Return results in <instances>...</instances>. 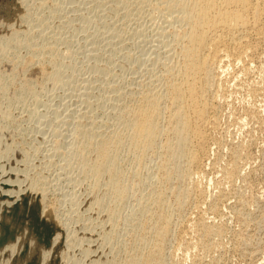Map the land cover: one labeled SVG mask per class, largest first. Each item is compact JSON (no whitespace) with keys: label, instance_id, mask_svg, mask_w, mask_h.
<instances>
[{"label":"bare ground","instance_id":"bare-ground-1","mask_svg":"<svg viewBox=\"0 0 264 264\" xmlns=\"http://www.w3.org/2000/svg\"><path fill=\"white\" fill-rule=\"evenodd\" d=\"M50 1H53V2H51V4L57 2L56 0H49V1L48 0H40L38 2L37 6L39 8L43 7V10L45 11V8L52 7L51 5H49ZM71 1L74 2L76 0H74V1L70 0V2ZM78 1H76V2H78ZM106 1H104V3H102L103 2L102 1L101 4H108V3H105ZM107 2H111L112 6H110V11L113 13V17L116 16L118 11L123 10L124 14H121V12H120L118 18L121 17V19L123 18L125 20L126 19L125 16L129 15L128 14V12H130L129 9L131 10L132 6H133L132 10L134 9V7H135V9L139 10V11L133 10V11H135L137 13L140 12V11H143L141 9L146 7L148 9H150L152 12L157 11V12H159V14L161 13L163 15V17L165 18L164 20H166V22L168 23V27H167L168 30H164L163 33H161L163 38L159 39L160 40L159 41L160 46L157 47V44H156L157 48H155L152 51V53H151L150 49H148V51H150V53H151V56L148 57L146 55V58H142L144 56L140 54L142 59L140 58V56H136V58H134V57L132 58L131 54H134V52L131 53V51H128V52H130V54L128 52H125V53L122 52L123 55H121V53L119 54L120 57H122L121 59H123V60H130V59L137 60L135 62L137 64L136 67L139 66L138 70H140L141 63L145 64V62H148V64L143 67V69H142L140 74H139L140 71H138L137 68H135V66H134V69H132L133 75L135 73V72H133L134 70H136V72L138 71L139 75L137 74L138 76H136V73H135V77L136 78H133L131 80L129 78L132 75L129 78L126 77L128 80H130V82L129 83L127 82L128 84L126 83L124 86H123V84L125 82L121 83L123 80H120L121 82L120 81H116L115 82V79H113V76H112L111 79L114 80V83H117V84L113 85L114 87H112V88L110 87L111 88L110 91H112V94L111 95L109 94L110 97L108 98V95L105 96V97L108 98V100L106 101V99H107L106 98L105 101L110 103V104H108V105H110L109 106L110 108H109V111H106V110H105V112L102 111V110L106 109L105 107H107V106H105L103 104L104 103V101H103L102 104L104 106L102 105V107H104V109H101L102 112H101V114H99V116H101V118L97 114V116L101 120L97 121V119H96L97 117L95 118V116L93 117V115H92V113L94 114V111L96 109V106H95L94 111L92 110L94 105H96V104H94L93 106L90 107L91 110H88V111L85 110L84 113L80 112V113H82L80 115V119L81 120H79V121L77 120L76 121L77 123L71 124L73 120L72 119L68 120V125H69V121H71L70 124L72 125V129L70 128L71 130L68 131V132L71 133L70 134V141L68 140L69 141L68 143H65L67 138H65L66 140L64 142L62 141V139H61L62 142L58 141V140H55L56 138L53 139L54 141L52 140L55 143L53 144L54 146H53L52 151L50 153L51 154H52V152L54 154L58 153V154H55V155H58L57 156L58 158L62 157L60 159H62V161H64L63 162L64 164L62 163L63 165L61 166V168H60L59 162L56 161V162H58L57 163V165H59L58 167L60 169L66 170L65 172H67V170H69L68 172H70L71 169L72 170L76 169L75 171L78 174L79 183L82 182L84 184V187H82V185H81V187L83 188L82 192L85 193L84 194L85 196L82 195L84 197V198L82 197V199L84 200L83 201L84 204L86 203V206L84 205V207H86V208H84L85 210L84 209H81V210L82 211L84 210V211L88 212V216L85 215V218L89 219V217H91V220L94 219L96 221L97 230H95V229L93 230L92 229V231H90L92 227L90 229H87V227L84 228L85 225H84V222L82 220L81 223H83L84 227H83V225H82V227L80 226V228H81L80 231L83 230L84 236L86 235V237H87V235H88V238L90 240L92 238L94 243L95 242L99 243V245L100 244H106L107 247L108 246L110 247V251L106 249V251H108V254H107V252L106 253H102V251H105L103 249L100 252V250H101L100 247L102 246V248H103L104 247L103 245L98 247L99 250L96 247L93 250V249H91L90 246H86L85 244H89L90 245L91 241L89 242L88 238H87V241H85L84 240V239H86L85 237H83L81 239V241H80L79 238H81V237H79V236H81V234L83 232L80 235L77 234V236H76V232L71 230V231H73L74 234L72 233L70 236L75 235L74 237H77V238L74 239V238H71V237L69 238L68 237L69 235L66 234L67 230H65L63 228L62 224L59 223V221L56 219V209H55L56 207L52 206L55 203L52 204L51 203L52 201H50V203L52 205L50 203L49 204L51 206L48 205V203H47V199L49 200V198H47V195L49 194L48 193L49 189H48V187L46 185L47 182L45 183V181H44L45 178H46V177L44 178V176L47 175V173H45L46 170L44 171V173H45V175L43 174L44 176H42L40 174L42 172L38 173L37 172L38 170L36 171L35 169H34L35 170L34 172H37V174H40V175H36V173H35V175H32V174L28 175V173H25V170H24V173L26 175H21L20 176L19 172H21V171H19L18 167H16V169H18L17 173H19V174L14 175L11 172L9 174V176H6L4 179L2 178V180H0L1 188L4 187V190H3V188L1 189V194H3V196L0 195L1 196V198H0V206L4 205V208L7 209V208H10L13 204H16L17 202L18 203L19 202H24V203H26V205H27V203L31 204L33 202L35 204V206L41 208V211H42L41 216L44 217V215H45V217L49 218L52 221V223L56 224V226L59 228V231H60V229H62V231H64L63 234L65 233V235H64V237H62V239L63 240H64V238L67 239V242L65 243L67 249L68 248L70 249L69 246H70V244L73 243L71 241V239L73 241L79 239L81 244H82V240L85 242L84 245L86 247L84 246L82 248V253L85 252V255H86V252L88 250H92V254H90V257H92L93 259L88 260V264H171L170 263L171 260H169V258L167 256V251H168L167 250V246H169L170 242H172L174 240V239L173 240L171 239L172 236H173V232H174L173 231V227L176 226L175 225L176 222L182 218L185 210L190 211V210L187 209L190 205L194 206V208H196V209H199L204 203H206L207 195L204 193L203 190H201L199 188V186H198L199 184L197 185V183H195L194 176H195V174L199 173L202 170V160L206 157L207 148L213 141V139L211 138L210 132L215 128V126L217 124V114H218L219 109H220L219 108L220 106L218 107V102H217L218 101L217 100L218 99L217 98L218 95H216V94H217L219 88L221 87V85L223 84V79L221 77H222V75H224L225 72H227L228 67H230V68L232 67V69H233L238 64L240 65V69L238 68L239 70H242V71L246 70L247 71L250 61H253V60H251V58H253L251 56L253 55L254 51L256 52V48H257V46H259L258 44L260 43L259 40L264 35L263 34V30H264V0H109ZM67 4H68V2H67ZM74 4H75V2H74ZM99 4H100V2H99ZM69 5H70V3H69ZM72 6L71 5L68 6V7L66 6L67 7L66 9H69V7L71 9ZM74 6L75 7L77 6L76 8L78 9V7L80 5L78 4V5H74ZM102 6H104V5H102ZM105 7H103V11H105V9H104ZM60 8H61V6L59 7V6L56 5V6H53L51 8V11H50V8L48 10L50 12H53L52 15H54V13L56 15V12H58L59 10H60V13H61V9ZM81 8H83V7H81ZM108 8H109V6H108ZM106 10H107V8H106ZM49 11H47V13ZM76 11L77 10H75V12ZM81 11H82V9H81ZM81 11L79 10V13ZM84 11H88V8H87V10H84ZM84 11H82V12H84ZM110 11L106 12V13L110 14L111 13ZM101 12H102V10H101ZM64 14H62V15H64ZM76 14H78V12ZM131 14L133 15L135 13H131ZM131 14H130V16H132ZM60 15L61 14H59V16ZM65 15H67V14H65ZM70 15H73L72 11H71ZM85 15H87V14L85 13ZM105 15L107 16L108 14H105ZM110 15L107 16V18L108 17H112V15L111 16ZM120 15H122V16H120ZM123 15H124V17H123ZM153 15H156V14H153ZM22 16H24V15H22ZM26 16H28V15H26ZM29 16H30V14H29ZM33 16H32L31 23H33V21L34 22L36 21L39 24V25L37 24L38 28L40 26H44L46 23L49 22L47 20L49 18L46 17V16L43 17V19H42V17L40 18L38 16L37 17H33ZM74 16H71V18H70L71 21H72V18H73V21H74V19L75 20L79 19L77 17L79 15H76V17L78 19H76ZM60 17H63V16H60ZM66 17H68V15ZM66 17H63V18L67 19ZM80 17L84 21L83 17H85V16L82 17L80 15ZM102 17H104V16L102 15L99 18H102ZM44 18H47V19H44ZM51 18H52V16H51ZM57 18H58V16H57ZM81 18H80V20H82ZM85 18H87V17H85ZM102 19H100V20H102ZM104 19H106V18L104 17ZM110 20H113V19L111 18ZM117 20H119V19H117ZM161 20H162V18H161ZM65 21H64V25H65ZM67 21H68V19H67ZM86 21L90 22V21H92V18L86 19L85 22ZM104 21L105 20H103L102 23H100V24L102 26L109 27L108 25H109V23L111 21H109V23L106 22L107 24L104 23ZM113 21L115 23L116 20H113ZM113 21H112V23H113ZM166 22H165V24H166ZM61 23H63V22H61ZM72 23L74 24V22H72ZM58 24L56 23L57 26H58ZM140 24H141V22H140ZM37 25H35V27H34V25L33 26L31 25L30 27L31 28L34 27L36 29ZM48 25H49V23H48ZM68 25H72V24H68ZM68 25L66 23L65 26H68ZM75 25H77V24H75ZM63 26H60V28L63 27ZM74 26L72 28H74ZM120 26H122V25H120ZM48 27H50V26H48ZM111 27H112V25H111ZM38 28H37V30H38ZM58 28H59V26H58ZM40 29H42V27ZM28 30H29V32L27 30H26V32H23L22 30H20V33L19 32L16 33V31L14 32L12 30L14 33L10 34L11 33V31H10V33H9L10 36L8 37L6 35L8 38H6V37L5 38H1L0 37V52L1 51H6L5 49H7V47L10 45L9 43L14 42V43L18 44L19 46L23 47L25 50L26 49L29 50L30 54H29V52L26 51L27 54H28L27 56L31 55V53H32L33 58H35L34 56H37V57L42 56L43 59H44V57H46V56H43V55H47L48 58H46L44 60H46V61L48 60L50 63H52L55 69H54V71H52V73L45 74L44 77L45 78L47 77V79L48 78L50 79L52 77H56L57 74H59V72H58V70L56 68V65L61 64V62L59 63L60 59H58V61H56V58L59 57V56L55 57L56 50H53L54 48H52V47H51L52 48L51 49L49 47L48 43H47L48 45L46 43H43V42H49V41H45V39H46L45 37L46 36L43 37V39L41 38L42 36H44L42 30H40V31H42V34H41V32L39 30L38 31L40 33L34 30L35 31L34 34L32 33L33 32L32 30H30V29H28ZM46 30H47V28H46ZM46 30L44 31L45 34L49 32V31L46 32ZM51 30L53 31V29H51ZM51 30H50V32H51ZM161 30H163V29H161ZM21 31L23 33H21ZM57 32H59V31H57ZM120 33H119V30H115L112 33V36L114 38L116 37V39L120 38L119 40L117 39L118 41H120L121 38H122L120 36L121 35ZM88 34H89V32L87 34H84V35L86 36ZM157 34L159 35V37H161L160 32H158ZM27 35H29V38H27ZM46 35H48V37L50 38L49 34H46ZM56 35H58V34L54 32V35L52 36V41L50 40V42H51L50 44L57 43V42L59 43L61 38L57 39ZM88 36H91V34H89ZM34 37L40 39V44L39 43L38 44L35 43ZM83 38L85 39V37H83ZM83 38H81V39L83 40ZM86 39H88V37ZM153 39H155V38H153ZM37 40H36V42H37ZM88 40H91V39H88ZM125 40L122 41V42L125 43L126 42ZM157 40L158 39H156L155 42L153 40L152 41L154 43H157L156 42ZM118 41H113L114 45L118 44L119 43ZM61 42H64V44H66V45L68 43L67 41H65V39H64V41H61ZM61 42L59 43L60 45H61ZM115 42H118V43H115ZM140 42H143V40L140 41ZM93 43H95V42H93ZM110 43L111 42H109V44ZM59 44H57V45L59 46ZM120 44H121V41H120ZM62 45H63V43H62ZM92 45H95V44H92ZM124 45H126V44H124ZM110 46H112V44ZM120 46L122 47V45H120ZM133 46H131V47L133 48ZM34 47L35 48L38 47V48L35 49ZM53 47H56V46H53ZM94 47H96V45ZM60 48L58 47V50H57L58 52H61V51H59V50H61ZM116 48H118V47H116ZM123 48H122V50H123ZM125 48L127 49L126 46H125ZM92 49H94V48L92 47ZM114 49H115V47H114ZM120 49L121 48L119 47V50ZM126 49H125V51H126ZM86 50H87V48H86ZM86 50H84V52ZM95 50H97V47H96ZM116 50H114V52H117ZM65 51L66 50H64V52ZM89 51H90V49L88 48L87 52H89ZM91 51L94 52V50H91ZM91 51L89 52V54L91 53ZM109 51H110V49H109ZM6 52H8V51H6ZM20 52L21 51H18V52L16 51V53H14L13 56L11 55L14 58V59H12V63L11 64H13V62H15L14 60L17 61V64L21 63L23 65L22 66L20 64L23 67L21 70L23 72L26 69L25 67H28L30 65L33 66L34 65V63H33L34 61H33L32 57H31L32 59L29 58V59H26L24 61L25 57H24L23 54L25 53V51H24L23 54H21ZM118 52H120V51H118ZM1 53H3V52H1ZM65 53H68V52H65ZM95 53H98V52H94V54ZM94 54L92 56H94ZM100 55H96L97 59H98V56H100ZM113 55H115V54H113ZM134 56H135V54H134ZM84 57H87V53H86V55ZM107 57H108V55H107ZM137 57L140 58V59H137ZM90 58L93 59L94 57H90ZM95 58L93 59V62H94ZM110 58L112 59V56L109 57L108 59H110ZM38 59L39 58H37V61H39ZM91 59H89V60H91ZM108 59H107V62H108ZM113 59H114V57H113ZM123 60L122 61L120 60V61L123 63ZM68 61H70V60H68ZM68 61H66L65 63L67 64ZM99 61L101 62V59ZM102 61H105V60H102ZM115 61L117 62L119 60H115L114 59V62ZM5 62H7V61H5ZM23 62H24V64H23ZM42 62L44 63V61H42ZM86 62H88V61L86 60ZM97 63H98V60H97ZM97 63L95 65L96 67L93 66L94 69L90 68L91 62H90V65H89V63H87V64L89 65V68L91 70L92 69L94 70L93 71L94 73L96 72V74L100 75L99 78L101 76H103L104 78L105 77L107 78L108 73L110 71H112V70L109 71V69L107 68L108 66L107 67H102V66H104V65H102L100 67L99 65H101V64H99V63H98V66H97ZM122 63H118V65L121 67V65L124 64V63L123 64ZM71 64H73V63L71 62ZM94 64H95V62H94ZM39 65H42V63L39 64ZM105 65H109V64L105 63ZM11 66L12 65H9V67H11ZM21 66H19V67H21ZM69 66H72V65H69ZM13 67H15V66L13 65ZM111 67H114V66L110 65V68ZM116 68H118V67H116ZM121 68H124V65ZM236 68H235V70H236ZM12 69H14V68H12ZM43 69L44 68L41 67V70H43ZM69 69L72 70L70 67H69ZM0 70H1V68H0ZM21 70L19 68V72H21ZM2 71H3V68H2ZM10 71H11V68H10V70H8V71L4 70L3 72L4 73L8 72V74H9ZM12 71H11V75L13 74ZM14 71H15V73H17L15 69H14ZM42 72H44V71H42ZM112 72H117V71L113 70ZM235 72H237V71H235ZM4 73H2V74H4ZM118 73L119 72H117V75L115 73L114 74L116 76H118ZM2 74H0V75H2ZM8 74H7V76H8L7 79H9V77L11 76V75L9 76ZM24 74L25 73H22V75H24ZM96 74H94V75L96 76ZM245 74H246V72H245ZM247 74H249V73H247ZM17 75H18V73H17ZM22 75H21V77H22ZM2 76H4V75H2ZM6 77H4V78H6ZM14 77H16V76L12 75L10 77V79H9L10 82H7V83H9L8 84L9 86H10V83L12 81L11 78L13 79ZM57 77H60V76H57ZM4 78H2L1 80H3ZM16 78H18V76ZM24 78H26V77H22V80H21L22 82H23ZM100 79L97 78L96 80H99L100 83L102 82V84L105 85L104 82L106 83V81L103 82L104 79L102 81ZM27 80H30V79H27ZM96 80H95V83H96ZM109 80L107 79L108 82H109ZM224 80H225V78H224ZM17 81H19V80H17V79H16V81L14 80V82H17ZM21 81H20V84L22 83ZM125 81H126V79H125ZM3 82H6V81H3ZM3 82L1 81L0 88L3 86L2 85ZM27 82H29V81H27ZM27 82L24 81L23 83H25V84L22 85V86H25L26 84L28 86L29 83H27ZM84 82L86 83V80ZM88 82H90V81L87 80V83ZM93 82H92V84H95ZM118 82H120L122 85H118V84H120ZM226 82H227V80H226ZM98 83H97V85H98ZM39 84H41V83H39ZM102 84H100L101 85L100 86L101 90L104 89V86L102 88ZM4 85L6 87V84H4ZM81 85H83V84H81ZM109 85L111 86L112 84H109ZM109 85H105V86H109ZM22 86H21V88L24 90L26 88V86L24 88ZM29 86H31V85H29ZM29 86H28L27 90L31 88V87L29 88ZM85 86H87V84H85ZM91 86L93 87V85H91ZM244 86H246V85H244ZM247 86L249 87V85H247ZM75 87L77 88V86H75ZM78 87L80 88V85ZM3 88H4V86H3ZM12 88H13V86H12ZM15 88H16V86H15ZM79 88H77V89H79ZM31 89L33 90V88H31ZM81 89H79V91ZM108 89H109V87H108ZM14 90L15 89H13L12 92ZM83 90L85 91V89H82V92H80L79 94H75V95H77V96L81 95L82 99H84V101H85L86 97L83 98V96H87V95H85L87 92L85 91L86 93H84ZM89 90H91V88L88 89V91ZM95 90L93 89L91 91L94 92ZM107 90L104 89V91H107ZM6 91H8V90H6ZM6 91H5V95H6ZM16 91H14L15 92L14 95L17 94ZM110 91H107V92L109 93ZM224 91H226V90H224ZM1 92H3V91L1 90ZM89 92L87 94H89ZM92 92H91V95H92ZM95 92L97 93L98 91L96 90ZM81 93H84V94L82 95ZM219 93L221 94L220 90H219ZM2 94H4V92ZM9 94H11L10 90H9ZM262 94H263V92H262ZM18 95H19V92H18ZM70 95L71 96L72 95L75 96L74 94H70ZM70 95L68 94V96H70ZM96 95H99V94H96ZM105 95H106V93H105ZM222 95L224 96V94H222ZM90 96L88 95V97H90ZM4 97H6V99L8 100V96H4ZM9 97H10V95H9ZM11 97L14 100L15 97H13V96H11ZM79 97L78 98L76 97L77 100L79 99ZM91 97H93V95ZM91 97L89 98L90 100H91ZM94 97L92 99H94ZM98 97L99 96L95 97L96 100H94V101L98 102L99 99H100V97L99 98ZM97 98H98V101H97ZM6 99H4V101ZM73 99H75V98L73 97ZM101 99H100V101H101ZM221 99H222V97H221ZM260 99H261V97H260ZM6 101H5V103L7 104ZM79 101H81V100H79ZM79 101H75L76 105H77V102H79ZM84 101H81V103L83 102L86 105L87 99H86L85 102ZM73 102H74V100H73ZM3 103L1 105H3ZM9 103L10 102H8V104ZM98 103L100 104V102H98ZM84 104H82V105L85 106ZM89 104H92V103L90 102ZM9 105L11 106V103ZM73 105H72V107H73ZM80 105L81 104H79V106ZM79 106L77 107L78 109H79ZM97 106H98V108H101V107H99L98 104H97ZM65 107H66V103H65ZM72 107L71 106L69 107L71 109L70 111H68L69 113L70 112L72 113V111H73ZM74 107H76V106H74ZM74 107H73V109H74ZM87 107H89V106L86 105L85 109H87ZM221 108H222V106H221ZM5 109L6 108H2L0 110V113L2 112V110H5ZM251 111H252V109H251ZM68 112H66L67 115H69ZM97 112H98V110H97ZM59 113L60 112H58V114ZM77 114H79L78 111H77ZM219 114H218V117H219ZM1 115L2 114H0V116ZM64 115H65V112H63V116ZM71 115H73V114H71ZM11 116H12V114H11ZM11 116H10V118H11ZM63 116H62V118H63ZM1 117H3V116H1ZM69 117H71V116H69ZM78 117H79V115H77V118ZM59 118H60V115H59ZM71 118H73L75 120L77 119V118H74V117H71ZM68 119H70V118H68ZM5 120H8V116H6V119H4V121ZM60 121H62V119H60ZM64 123H67V122H65V120H64ZM248 124H249V122H248ZM64 125H66V124H64ZM61 126H60V129H61ZM64 127H67V125L64 126ZM235 127H236V125H235ZM1 128H3V127H1ZM4 128L2 129L3 131H4ZM2 130L0 129V133H1ZM257 130H258V128H257ZM63 131L65 132V130H63ZM68 132H66L67 135H69ZM61 133H63V132H61ZM56 134H57V132H56ZM59 134H60V131H59V133L57 135H59ZM63 134L65 135V133H63ZM64 135H63V137H64ZM2 136H3V134H2ZM8 136H11V138H12V134H10ZM61 136H58V137L61 138ZM67 137L69 138V136H67ZM4 140L6 142V139H4ZM40 140L41 141L39 143L44 141L42 138ZM11 141H12V143H14L13 140H11ZM52 141H50V142H52ZM3 143L4 142H2V144ZM44 144H45V142H44ZM18 145H19V143H18ZM3 147H1V148H3ZM10 147H11V144H10V146H8V149ZM16 147H17V143H16ZM19 147H22V146H19ZM238 147H240V146H238ZM21 149H23V148H20V150ZM42 149H43V147L40 148V150H42ZM47 149H49V151H50V148H47ZM4 150H5V152H7L6 151L7 150L6 147H5ZM44 150H43V152L45 153L47 150L46 151H44ZM238 150L239 149H237L235 147L231 148V154H230V156H228V157L232 158V165L230 166V168L225 169V174H227V178H228L229 181H232V178L234 176H237V174H238V171H237V168H236V164H237L236 160H237V156H238ZM59 151H60V153H59ZM24 152H22V150H21L20 153H22V155H23ZM263 152H264V150H263ZM263 152H262V154H263ZM4 153H3V155H4ZM10 153H11V151H10ZM36 153H37V151H36ZM47 153H48V151H47ZM49 154H46V155H48V157H50ZM26 155H27V153L25 152L24 156H26ZM37 155L38 154H36V156ZM40 155H42V153ZM220 155H222V154H220ZM42 156L41 157L39 156V157L40 158H44ZM147 156H151L150 158L153 159V165L152 166L150 165L149 168L147 167L148 168V173H147V177H146V173L143 175L142 171L146 167V165H144V164H145V160L148 159ZM39 157H37V158L39 159ZM45 157H47V156H45ZM58 158L56 160H58ZM20 159H21V157H20ZM215 159H216V157H215ZM21 160L23 162L19 161L20 163H23V164L25 163L26 164V161L24 159H21ZM53 160H52V162H54ZM38 161H40V163L42 162L41 159L38 160ZM44 161H45V159H44ZM47 161L44 162V163H48L49 164V162H50L49 158H48ZM151 162H152V160H151ZM203 162H205V161H203ZM32 164H33V162H32ZM51 165H52V163L50 162L49 166H51ZM54 165H55V163H54ZM215 165H216V163H215ZM21 167L24 169L25 166L23 167V165H21ZM36 167L38 168V166H36ZM36 167L34 166V168H36ZM45 167H47V166H45ZM25 168L27 169V167H25ZM255 168H256V166H255ZM32 169H33V167H32ZM40 169H42V168H40ZM27 170H29V169H27ZM13 171L15 172L17 170H13ZM22 172H23V170H22ZM29 172H30V170H29ZM58 172H59V170H58ZM58 172H56V173H58ZM203 172L204 171H202V173ZM60 173H62V172H60ZM205 173L203 175H205ZM68 175H69V173H68ZM10 176H13V177H10ZM63 176H65V175H63ZM43 178H44V180H43ZM64 178H66V177H64ZM67 178H68L67 181H69V176H67ZM217 180H219V179H217ZM49 181H51V179H49ZM220 189H222V188H220ZM77 192H78V190H77ZM219 192H218L219 195L217 197L214 196L215 197L213 199L214 202L212 204L209 203V205H210L209 209L212 210V211H216L217 210V204L220 202L219 199L222 196H224V193H223L222 190L219 191ZM74 193H76V192H74ZM81 194L82 193H80V195ZM50 195H51V192H50ZM80 195H78V196H80ZM134 195H136V196H134ZM253 196H254V194H253ZM76 198L77 197L72 198L71 200H69L70 204H71V208H73L72 206H74V209L76 207H78L77 206L78 203L75 202L77 200ZM74 199H75V201H74ZM131 199L134 200V204L133 205H135L134 206L135 208L131 209L130 213L128 212L129 211L128 210L127 212L129 214H127V216H124V218H125L124 219L121 216V212L124 211L123 208L126 206V203H128V201L131 200ZM80 202H82V200H80ZM215 202H217V204ZM80 204H82V203H79V205ZM237 204H238V207L239 208L241 207V208L238 209L236 207L235 211L241 213V210H243V207H244V204L241 202V199L237 200ZM67 208L69 209L70 207H67ZM206 208H207V206H206ZM16 209H17V207H16ZM74 209H73V212H74ZM236 209H238V210H236ZM6 211H4V212H6ZM65 211H67V210H65ZM75 211H77V210L75 209ZM11 212H10V214H11ZM70 212H71V210H70ZM70 212H66V213H70ZM83 212H81V213L79 212V213L82 214ZM23 213H22V215L25 214V213L24 214ZM243 213H245V212H243ZM38 215L40 216V214H38ZM75 215H76V212H75ZM75 215L73 214V216H75ZM82 215L78 216V218L82 217ZM216 215H217V213H216ZM259 216H260V214H259ZM22 217L24 218V216H22ZM52 217L54 218L53 220L51 219ZM72 218L73 217H71L70 219H72ZM76 219H77V216H76ZM79 219L81 220V218H79ZM198 219H199V217H198ZM247 219H249V217H247ZM69 220H68V223L70 222ZM80 220H78V221H80ZM24 221H26V220H24ZM75 221H74V223H75ZM78 221H76V222H78ZM85 221H87V220H85ZM90 221L87 222V223H90V224L93 223V222H90ZM22 223L24 224V222H22ZM25 224H26V222H25ZM27 224H29V223H27ZM35 224H37V223H35ZM43 225H44V222H43ZM75 225H76V223H75ZM214 225L216 226L217 224L215 223ZM1 226H0V228H1ZM78 226L79 225L77 223V227ZM215 226L208 225L205 221H203V219H200V220L196 221L194 223V226H193L194 230H196V232L198 234V238L200 240L199 244L202 245L201 248H203L205 251H207V253L213 247L212 246V242H211L212 236L215 235V234L217 235V234L223 233L222 231H224V229H225L224 228L222 230L221 227L218 228V227H215ZM22 227H24V229H25V227H27V226H21V228ZM96 227H94V228H96ZM177 227H176V229H177ZM82 228H84V229H82ZM122 228L124 230H126V231H125V235L124 236H123V233H124V231H123V233H122L123 237L120 238L119 232H120V229H122ZM2 229H4V228H2ZM66 229L70 230L69 227L66 228ZM78 231L79 230L77 228V232ZM17 233H19V232H17ZM41 233H42V231H41ZM59 233H58V235L54 234L56 237L54 239L53 238L51 239V241L53 240V242H52L53 245L57 243V240H58L57 238H59ZM175 233H177V232H175ZM21 235H23V234L21 233ZM17 236L18 235H16L13 238H16ZM35 236H36V234H35ZM175 237H176V235H175ZM22 238L23 239L21 241V245H23L25 237L23 236ZM177 240H178L179 244L183 242V239L181 238V235L178 237ZM26 241L28 242V239H26ZM7 242H9V240ZM16 242H18V241H15L14 244H9L8 243V245H5V247L3 245L4 248H2V250L0 251V257L2 255H7V256L11 257L14 254L15 251L16 252L19 251L20 247H22V246H20V244H17ZM80 242L78 244H80ZM94 243H92V244H94ZM243 243H245V242H243ZM31 244L32 243L28 242L27 246H31ZM185 244H186L185 245L186 249H189L191 247L190 242H187ZM261 244H263V243H261ZM17 245L20 246L19 250L17 248ZM41 245L42 244L40 243V245H39L40 248L43 246V245L42 246ZM74 245H76V244H74ZM24 246H23V248H24ZM194 246H195V244H194ZM234 246H237V245L235 244ZM77 247L74 246L73 249H75ZM80 247H82V245ZM37 248L39 249V247H37ZM92 248H94V247H92ZM41 249L42 250L39 249V251L44 252L45 248H44V250H43V248H41ZM49 249H50V247H49ZM62 249H59V251H61ZM25 250H26V247H25ZM222 250H223V248H222ZM48 252L50 253L51 251L49 250ZM73 252H75V251H73ZM73 252L71 253V251H70L69 254L72 255ZM53 253H56V252H53ZM62 253H63V250L60 252V254L58 253L59 257L62 255ZM48 254L45 253V252L42 253V255L40 254L42 256V258H41L42 263L41 264H45V260H47L46 259L47 258L46 255H48ZM88 254L89 253H87V255ZM51 255H53V254H51ZM71 255H69V256H71ZM209 256H211V255L209 254ZM30 257H31V259L33 258L32 255ZM54 257H55V255L53 256V258ZM74 257H76V255ZM81 257H83V256H81ZM4 259H6V258H4ZM20 259H22V258H20ZM34 259H33V261H34ZM41 260H40V262H41ZM203 260H204L203 257H200V256L197 257L196 256L195 259L193 260L192 264H207ZM76 261L69 262L68 264H79V261L78 262H76ZM28 262H31V261L29 260ZM84 262L82 260V262H80V263H84ZM0 263H2V262H0ZM20 263H21V261H20ZM5 264H7V263H5Z\"/></svg>","mask_w":264,"mask_h":264},{"label":"rangeland","instance_id":"rangeland-1","mask_svg":"<svg viewBox=\"0 0 264 264\" xmlns=\"http://www.w3.org/2000/svg\"><path fill=\"white\" fill-rule=\"evenodd\" d=\"M40 0H0V37L1 38H8L10 36V34L14 33L16 31L20 33V30H22L23 32H26V30L29 32L28 29L32 30L33 34L35 31L39 32L40 30L43 31V34L44 36H42L41 38L43 39V37H45V41H49V42H43V43H48L49 44V47L51 48H54L53 50H56V55L55 57L59 56L58 58H56V61L59 60V63L61 62V64L59 65H56V68L59 72V74H57V76H60V77H52V78H48L47 77L45 78L44 75L45 74H50L52 73V71H54V66L52 63H50L48 60V62L44 59L48 58L47 55H43V56H46L43 57L40 56V57H37V56H34L35 58H39L38 60L40 61H37V58H33L32 56V53L31 55L27 56V52H29V50H25L23 47L19 46L18 44L14 43V42H11L9 43L10 47L7 49H5L6 51H1L3 53L0 52V68H1V72L4 73L3 71L5 70H10L11 68V71L13 72V76H18V78L14 77L13 79L11 78V83H10V86L8 85L9 83L7 82H10V77L12 76L11 75V71L9 72H6L4 74H2L0 72V74L4 75H0V84H1V81H6V82H3L4 84H6V87L5 85L2 83L3 86L0 88L4 94H2L3 92H1L0 90V101L3 103V105H1L2 103L0 102V110L2 108H6L5 110H2V112L0 114H2L1 117L0 116V129L2 130L4 127V131L2 130L1 131V135H0V146L3 147L5 149V147L7 148V152H5V150L3 148L0 147V180H2V178L4 179L6 176H9V174L12 172V174L14 175H17L20 173V176L21 175H26L25 173H28V175H42L44 176L45 173H47V175L44 176L43 180L45 181L47 187H48V195H47V198H49V200L47 199V203L48 205H50L51 203H55L54 205L52 206H55L56 208V219L59 221V223L62 224L63 228L66 231V234H68L69 238H74L76 239L77 237H74L75 235L73 236H70L73 231L76 232V236L77 234H81L83 232L80 231L81 228L80 226L82 227L83 222H84V225L83 227L87 229H90L91 227V230L92 229L94 230H97V227H96V221L94 219L91 220V217H89V219L85 218V215L88 216V212L87 211H84L86 207H84V205L86 206V203L84 204V200L82 199L83 196H85L84 192H82V187H84V184L82 182L79 183L78 181V174L77 172L75 171L76 169L74 170H70V172H68L69 170H67V172H65L66 170H63V169H60L61 166L64 164L62 161V157H57L58 155H55V154H58V153H53L52 154L50 153L52 151V148H53V144L55 142H53L54 138H56L55 140H58V141H62L64 142L67 138V140L65 141V143H68L70 141V131L72 129V125L71 124H75L77 123L76 121L78 120H81L80 119V115L82 113H84L85 110H91V106H93L94 104V107L92 108V110L94 111V108L96 106V109L94 111V114L92 113L93 117L95 116V118L98 120H101V116H99V114H101L102 111L105 112L106 111H109V106L108 104H110L109 102H106L108 100V98L110 97V95L112 94V91L111 88L114 87L113 85H116L117 83H114V80H112V76H113V79H115V82L116 81H120V80H123L121 83H124L123 86L128 82H130L131 79L133 78H136L135 77V73H136V76H138L143 67L145 65L148 64V62H145V64H142L141 63V66H140V70H138L139 66H137L136 62L137 60L135 59H130V60H123L121 59L122 57H120V53L121 55H123V53L125 52H128V51H131V53L134 52V54H131L132 58H136V56H140L141 58V55H143L144 57L142 58H146V55L149 57L151 56V53L152 51L157 48L158 46H160V43H159V39L163 38L162 37V34L164 30H168V23L166 22V20H164L165 18L163 17V15L157 11L155 12H152L150 9L148 8H143L141 10L143 11H140V12H135V11H139L137 9H134L135 11L129 9L130 12H128L129 15L125 16L126 19L124 20L123 18L121 19L118 18L120 12L121 14H124V11L123 10H120L118 11V13L116 14V16L113 17V13L110 11V6L111 5V2H107L109 0H76L74 2H70V0H56L57 2L56 3H52L53 1H50V4L52 7L53 6H61V13H60V10L58 12H56V15L53 12H50L51 11V8L52 7H47L45 8V11L43 10V7L42 8H39L37 6L38 2ZM49 1V0H48ZM68 4H67V2ZM103 1V2H102ZM104 1H106L105 3H108V4H101L104 3ZM100 2V4H99ZM65 3V4H64ZM72 6L71 9L69 7V9H66L69 5ZM77 3V4H76ZM56 4V5H55ZM67 4V5H66ZM80 5L78 7V9L81 11H84V10H87L88 8V11H84V12H80L79 13V10L74 6V5ZM101 5V6H100ZM104 5V6H102ZM67 6V7H66ZM106 6V7H105ZM109 6V8H108ZM83 7V8H81ZM103 7H105V11H103ZM50 8V11L48 10ZM65 8V9H64ZM76 8V9H75ZM107 8V10H106ZM39 9V10H38ZM49 11L47 13V11ZM70 10V11H69ZM74 10V11H73ZM75 10H77L75 12ZM104 13H102L101 12ZM30 11V12H29ZM67 13H66V12ZM69 11V12H68ZM71 11H72V14L73 15H70L71 14ZM111 12L110 14L112 15V17H108L110 14L109 13H106V12ZM74 12V13H73ZM78 12V14H76ZM123 12V13H122ZM148 12V13H147ZM24 13V14H23ZM36 13V14H35ZM41 13V14H40ZM46 15H45V14ZM50 13V14H49ZM68 17H66L67 15ZM69 13V14H68ZM83 15H82V14ZM85 13L87 15H85ZM101 13V14H100ZM131 13H135V14H131ZM30 14V16H29ZM44 14V15H43ZM59 14H61L60 16H63V17H66L68 19H65L63 17H60ZM64 14V15H62ZM105 14H108L107 16ZM130 14L132 16H130ZM153 14H156V15H153ZM159 16H158V15ZM24 15V16H22ZM28 15V16H26ZM34 15V16H33ZM42 15V16H41ZM75 15V16H74ZM76 15H79L76 17ZM80 15L84 18V21L83 19L80 17ZM104 16L106 19H104V17L102 18H99L100 16ZM110 15V16H111ZM141 15V16H140ZM32 16L33 17H48L49 19L47 18H44V19H47L48 23H46L44 26H40L38 28V23L35 21H33V23H31L32 21ZM52 16V18H51ZM58 16V18H57ZM71 16H74L76 19L78 20H75L73 21V18H72V21H71ZM99 16V17H98ZM122 16V15H120ZM55 17V18H54ZM119 19V20H117ZM124 17V15H123ZM139 17V18H138ZM159 17V18H158ZM24 18V19H23ZM29 20H28V19ZM80 18L82 20H80ZM89 18H92V21L90 22H85L86 19H89ZM112 18L113 20H116L115 23L113 20H110ZM115 18V19H114ZM135 18V19H134ZM162 18V20H161ZM19 19V20H18ZM36 19V18H35ZM102 19V20H100ZM108 19V20H107ZM121 19V20H120ZM138 19V20H137ZM22 22H21V21ZM65 21V25L67 23L68 24H72L74 26V28H72L73 26L72 25H68V26H65L64 25V21ZM104 21V23L111 21L109 23V27L107 26H102L100 23H102V21ZM124 20V21H123ZM25 21V22H24ZM30 21V22H29ZM60 21V22H59ZM71 23H70V22ZM100 21V22H99ZM113 21V23H112ZM131 21V22H130ZM58 24V26L56 25V23ZM63 22V23H61ZM69 22V23H68ZM74 22V24L72 23ZM134 24H133V23ZM141 22V24H140ZM166 22V24H165ZM112 23V24H111ZM137 23V24H136ZM159 23V24H158ZM38 24V25H37ZM107 24V23H106ZM124 24V25H123ZM7 25V26H6ZM25 25V26H24ZM33 26L35 27L36 26V29L34 27H30V26ZM50 27H48V26ZM64 25V26H63ZM112 25V27H111ZM116 25V26H115ZM122 25V26H120ZM46 26V27H45ZM60 26H63L60 28ZM71 26V27H70ZM79 26V27H78ZM114 26V27H113ZM13 27V28H12ZM42 27V29H40ZM164 27V28H163ZM38 28V30H37ZM47 28V30H46ZM49 28V29H48ZM46 30V34H49L50 38L48 37V35H46L44 33V31ZM53 29V31L55 33H57L58 35H56V38L57 39H60L59 43L61 41H67V45L64 44V42H61V45L57 42V43H52L50 44V40L52 41V36L54 35V32L51 30ZM119 30V33L121 34L120 36L122 37L121 38V44H120V41H118L116 39V37L114 38L112 36V33L115 31V30ZM156 29V30H155ZM163 29V30H161ZM14 32H13V31ZM35 30V31H34ZM51 30V32H50ZM63 30V31H62ZM161 30V31H160ZM11 31V33H10ZM21 31V33H23ZM42 31L41 34H42ZM59 31V32H57ZM39 32V33H40ZM89 32V34H91V36H88V35H84V34H87ZM158 32H160L161 34V37H159V35L157 34ZM4 33V34H3ZM9 35H8V34ZM31 33V34H32ZM263 34H264V30H263ZM2 35V36H1ZM8 37H7V36ZM61 37H60V36ZM83 35V36H82ZM111 37H110V36ZM58 36V37H57ZM156 36V37H155ZM63 37V38H62ZM85 37V39L83 38ZM88 37V39H91V40H88L86 39ZM107 37V38H106ZM113 37V38H112ZM25 38V37H24ZM27 38H29V35H27ZM48 38V39H47ZM83 38V40L81 39ZM155 38V39H153ZM37 42H36V40ZM93 39V40H92ZM126 39V40H125ZM158 39L156 42L157 43H154L155 40ZM88 40V41H87ZM126 41L125 43L122 42V41ZM143 42H140L142 41ZM154 42H153V41ZM34 41L36 44H40V39L39 38H35L34 37ZM95 43H93V42ZM113 41H118V42H115V43H118V44H115L114 45V42ZM109 42H111L109 44ZM113 42V43H112ZM140 42V43H139ZM259 46H257L256 48V52L254 51L253 55L251 57V60L253 61H250L249 63V66H248V69L247 71H242V70H239L240 69V65L238 64L236 67H234L232 69V67H228V70L227 72L224 73V75H222V79H223V84L221 85V87L219 88L221 94L219 93V90L217 92L216 95H218V107L220 108L219 109V117H218V114H217V124L215 126V128L210 132V135H211V138L213 139L212 141V145L210 144L207 148V155L206 157L202 160V170L195 174L194 176V181L195 183H197V185L199 186V188L201 190L204 191V193L207 195V198H206V203H204L199 209H196L194 208V206L190 205L187 209L190 210V211H187L185 210L184 211V214L182 216V218L180 220H178L176 222V226L173 227V236H172V242H170L169 246H167V256L169 258L170 263L171 264H192L193 260L195 259V257H203L204 258V262H206L207 264H264V35L262 36V38L259 40ZM14 43V44H13ZM63 43V45H62ZM155 45H154V44ZM47 44V45H48ZM54 44V45H53ZM59 44V46L57 45ZM92 44H95L96 47H97V50L96 47H94L95 45H92ZM112 44V46H110ZM126 44V45H124ZM131 44V45H130ZM134 46H133V45ZM156 44H157V47H156ZM12 45V46H11ZM56 46V47H53V46ZM117 45V46H116ZM122 45V47L120 46ZM61 49L59 51L61 52H58V47ZM67 46V47H66ZM99 46V47H98ZM125 46L127 47V49L125 48ZM133 46V48L131 47ZM92 47L94 49H92ZM101 47V48H100ZM113 47V48H112ZM115 47V49H114ZM118 47V48H116ZM119 47L121 48L119 50ZM124 47V48H123ZM149 47V48H148ZM154 47V48H153ZM17 48V49H16ZM20 48V49H19ZM23 48V49H22ZM35 48V47H34ZM33 48V49H34ZM38 48V47H36ZM35 48V49H36ZM51 48V49H52ZM56 48V49H55ZM88 48L91 50H94V52H98V53H95L91 51V53L89 54V52H87ZM99 48V49H98ZM123 48V50H122ZM153 48V49H152ZM260 48V49H259ZM10 49V50H9ZM22 49V50H21ZM110 49V51H109ZM117 49V50H116ZM126 49V51H125ZM130 49V50H129ZM133 49V50H132ZM148 49H150V51H148ZM64 50H66L65 52H68V53H65ZM70 50V51H69ZM84 50H86L84 52ZM114 50H116L117 52H114ZM122 50V51H121ZM16 51H21L20 53L23 54L24 51L25 53L23 54L24 55V61L26 59H29V58H33V63L34 65H30L28 67H25L26 71L22 72V66L18 63L17 64V61L14 60L15 62L12 63V59H14L12 56L14 55V53H16ZM27 51V52H26ZM120 51V52H118ZM5 52V53H4ZM13 52V53H12ZM59 54H58V53ZM113 52V53H112ZM123 52V53H122ZM136 52V53H135ZM8 53V54H7ZM11 53V54H10ZM64 53V54H63ZM71 55H70V54ZM87 53V57H84ZM102 55H100V54ZM109 53V54H108ZM130 54V52H128ZM30 54V52H29ZM68 54V55H67ZM85 54V55H84ZM94 54V56H92ZM115 54V55H113ZM141 54V55H140ZM150 54V55H149ZM12 55V56H11ZM91 55V56H90ZM96 55H100L98 56V59H97V56ZM104 55V56H103ZM108 55V57H107ZM110 55V56H109ZM4 56V57H3ZM39 56V55H38ZM112 56V59H108L109 57ZM118 56V57H117ZM130 56V57H131ZM10 57V58H9ZM90 57H96L94 62H93V59H91ZM100 57V58H99ZM115 60H123V63L120 61H117L118 63H122L124 65V68H121L123 67V65H121V67L118 65V63L116 64L114 62V59ZM31 58V59H32ZM68 58V59H67ZM87 58V59H86ZM104 58V59H103ZM106 58V59H105ZM137 57V59H140ZM141 58V59H142ZM6 59V60H5ZM11 61H10V60ZM42 59V60H41ZM67 59V60H66ZM91 59V60H89ZM98 60V63L101 64L99 65L100 67L102 65V67H107L110 70H114V71H117L119 72L118 73V76L117 75V72H112L110 71L108 73V76L107 78L101 76L99 78L100 75L96 74V72L94 73L93 69L97 63V60ZM101 59V62L99 61ZM107 59H108V62H107ZM9 60V61H8ZM36 60V61H35ZM62 60V61H61ZM70 60V61H68ZM86 60L88 62H86ZM102 60H105V61H102ZM110 60V61H109ZM112 60V61H111ZM259 60V61H258ZM7 61V62H5ZM44 61V63L42 62ZM66 61L67 64L65 63ZM91 62V65H90V62ZM37 62V63H36ZM47 62V63H46ZM63 62V63H62ZM71 62L74 64H71ZM86 62V63H85ZM32 63V64H33ZM42 63V65H39V64ZM89 63L90 65V68H93L92 70L89 68V65L87 64ZM98 63H97V66H98ZM104 63V64H103ZM105 63L109 64V65H105ZM16 64V65H15ZM24 64V62H23ZM36 64V65H35ZM63 64V65H62ZM86 64V65H85ZM251 64V65H250ZM259 64V65H258ZM9 65H12L11 67H9ZM13 65L15 67H13ZM66 65V66H65ZM68 65V66H67ZM69 65H72V66H69ZM110 65L114 66V67H111L110 68ZM118 65V66H117ZM2 66V67H1ZM5 66V67H4ZM21 66V67H19ZM53 68H52V67ZM134 66L135 68H137L139 72L138 74V71L136 72V70H134L133 73H132V69H134ZM17 67V68H16ZM40 67V68H39ZM41 67L44 68L43 70H41ZM69 67L72 69L70 70ZM96 67V66H95ZM118 67V68H116ZM256 67V68H255ZM2 68H3V71H2ZM8 68V69H7ZM14 68L16 70V72L18 73H15ZM19 68L21 70L22 73H25L24 75H22L21 72H19ZM113 68V69H112ZM236 68V70H235ZM239 68V69H238ZM262 68V69H261ZM118 69V70H117ZM231 69V70H230ZM49 70V71H48ZM237 72H235V71ZM44 71V72H42ZM231 71V72H230ZM229 72V73H228ZM235 72V73H234ZM239 72V73H238ZM246 72V74H245ZM96 74V76L94 74ZM112 73V74H111ZM116 75H115V74ZM228 73V74H227ZM249 73V74H247ZM7 74L10 76L9 79ZM16 74V75H15ZM26 77L24 78L23 82H27L29 83V88H33V90L30 88L27 90L28 86L27 84L25 85L26 86V90L22 89L21 86L24 85L25 83H23L21 80H22V77ZM138 74V75H137ZM235 74V75H234ZM94 75V76H93ZM133 77H132V76ZM7 76V77H6ZM20 76V77H19ZM67 76V77H66ZM116 76V77H115ZM131 76V77H130ZM240 76V77H239ZM4 78L3 80H1L2 78ZM93 77V78H92ZM96 77V78H95ZM103 77V78H102ZM115 77V78H114ZM129 78L130 80H128L127 78ZM228 79H227V78ZM230 77V78H229ZM20 78V79H19ZM56 78V79H55ZM95 78V79H94ZM100 79L101 81L103 80L106 81V83L104 82L105 85H109V84H112L111 86H105L102 84V82L100 83L99 80H96V79ZM126 81H125V79ZM225 78V80H224ZM7 79V80H6ZM17 81L19 84H20V81L22 82L20 85L17 83V82H14V80ZM27 79H30V80H27ZM58 79V80H57ZM60 79V80H59ZM62 79V80H61ZM64 79V80H63ZM106 79V80H105ZM107 79L109 80V82L107 81ZM117 79V80H116ZM239 79V80H238ZM83 80V81H82ZM86 80V83L84 82ZM87 80H89L90 82L87 83ZM95 80H96V83H95ZM112 80V81H111ZM227 80V82H226ZM60 81V82H59ZM63 81V82H62ZM82 81V82H81ZM94 81V82H93ZM99 83H98V82ZM243 81V82H242ZM247 81V82H246ZM14 84H13V83ZM95 83V84H92ZM118 82V83H120ZM233 82V83H232ZM37 83V84H36ZM41 83V84H39ZM80 83V84H79ZM87 84V86H85V84ZM91 83V84H90ZM98 83V85H97ZM118 84V85H122V84ZM127 83V84H128ZM250 83V84H249ZM256 85H255V84ZM13 84V85H12ZM80 85V88L78 87ZM83 84V85H81ZM90 84V85H89ZM102 84V88L104 86V89H109L107 91H110L109 93L107 91H104V89L101 90V85ZM230 84V85H229ZM233 84V85H232ZM237 86H236V85ZM242 86H241V85ZM93 85V87L91 86ZM227 85V86H226ZM246 85V86H244ZM249 85V87L247 86ZM8 86V87H7ZM13 86V88H12ZM16 86V88H15ZM25 86H22L23 88ZM75 86H77V88L79 89H85V91L88 93L89 91V94H87L84 90L83 92L86 93L85 95L87 96H83V98L86 97L87 99V102H86V105H88L89 107H87V109H85L86 105L81 101H84V99H82L81 95L77 96L75 94H79L80 92H82V89L79 91V89H77ZM82 86V87H81ZM223 86V87H222ZM231 86V87H230ZM91 90H97L98 92L95 93L92 92L91 90L88 91V89ZM111 87V88H110ZM8 88V89H7ZM20 88V89H19ZM222 88V89H221ZM233 88V89H232ZM8 91H6V90ZM15 89L14 91H18L19 92V95H18V92L16 91V95H14V91L12 92V90ZM19 89V90H18ZM257 89V90H256ZM259 89V90H258ZM6 91V95H5V91ZM9 90H10V93L9 94ZM30 90V91H29ZM226 90V91H224ZM229 90V91H228ZM237 91V92H236ZM91 92H92V95L93 97H97L99 96L100 99L98 101V98H97V101L100 102V104L92 99L93 97H91ZM263 92V94H262ZM13 93V94H12ZM84 93H81L82 95ZM94 93V94H93ZM106 93V95H105ZM68 94H74L77 98L79 97V99L77 100V98L75 96H73L75 99H73V97L71 98L70 96H68ZM96 94H99V95H96ZM110 94V95H109ZM224 94V96L222 95ZM10 95V97H9ZM88 95L91 97V100L89 99L90 97H88ZM108 95V98L105 97ZM247 95V96H246ZM4 96H8V100L6 99V97ZM15 97L14 100L13 98L11 97ZM231 96V97H230ZM236 96V97H235ZM250 96V97H249ZM17 97V98H16ZM69 97V98H68ZM222 97V99H221ZM261 97V99H260ZM10 98V99H9ZM12 98V99H11ZM81 98V99H80ZM107 98V99H106ZM224 98V99H223ZM4 99H6L5 101L7 102V104L5 103ZM85 99V101H86ZM106 99V101H105ZM248 99V100H247ZM13 100V101H12ZM74 100V102H73ZM81 100V101H79ZM90 100V101H89ZM250 100V101H249ZM254 100V101H253ZM257 100V101H256ZM259 100V101H258ZM12 101V102H11ZM71 101V102H70ZM75 101H79L77 102V105H76V102ZM84 101V102H85ZM104 101V103H103ZM221 101V102H220ZM237 101V102H236ZM239 101V102H238ZM242 101V102H241ZM263 101V102H262ZM8 102L11 103V106L8 104ZM73 102V103H72ZM92 103V104H89V103ZM227 102V103H226ZM230 102V103H229ZM234 102V103H233ZM247 102V103H246ZM65 103H66V107H65ZM68 103V104H67ZM70 103V104H69ZM75 103V104H74ZM81 104L79 106V104ZM107 107H105L106 109H104V107H102L103 104ZM107 103V104H106ZM257 103V104H256ZM74 104V105H73ZM82 104H84L85 106H83ZM97 104L99 105V107L101 108H98ZM252 104V105H251ZM7 105V106H6ZM69 105V106H68ZM74 109H73V107ZM103 105V106H104ZM6 106V107H5ZM10 106V107H9ZM68 106V107H67ZM72 107V113L73 115H71L68 111H70L71 109L69 107ZM79 106V109L77 108ZM82 106V107H81ZM222 106V108H221ZM9 109H8V108ZM84 107V108H83ZM243 107V108H242ZM84 110H83V109ZM90 108V109H89ZM256 108V109H255ZM69 109V110H68ZM79 112V114H77V111ZM101 109H104L101 111ZM108 109V110H107ZM252 109V111H251ZM11 110V111H10ZM67 110V111H66ZM82 110V111H81ZM98 110V112H97ZM228 110V111H227ZM245 110V111H244ZM5 111V112H4ZM7 111V112H6ZM75 111V112H74ZM223 111V112H222ZM58 112H60L58 114ZM63 112H65V115L63 116ZM69 115H67V113ZM75 114H74V113ZM82 112V113H80ZM97 112V113H96ZM251 112V113H250ZM253 112V113H252ZM10 113V114H9ZM96 113V114H95ZM5 114V115H4ZM7 114V115H6ZM9 114V115H8ZM12 114V116H11ZM79 115V117L77 118V115ZM100 117H98L97 116ZM231 114V115H230ZM241 114V115H240ZM59 115H60V118H59ZM76 115V116H75ZM255 115V116H254ZM6 116H8V120H5L6 119ZM11 116V118H10ZM63 116V118H62ZM66 116V117H65ZM74 117V118H77L76 120L71 118V117ZM222 116V117H221ZM261 116V117H260ZM5 117V118H4ZM65 117V118H64ZM70 119H68V118ZM241 117V118H240ZM252 117V118H251ZM3 118V119H2ZM67 118V119H66ZM238 118V119H237ZM255 118V119H254ZM60 119H62V121H60ZM73 120L72 123L71 121H69V125H68V120ZM2 120V121H1ZM64 120L65 122L67 123H64ZM67 120V121H66ZM245 120V121H244ZM236 121V122H235ZM239 121V122H238ZM241 122V123H240ZM249 122V124H248ZM71 123V124H70ZM66 124L67 127H64L66 125H63ZM254 124V125H253ZM63 127H62V126ZM236 125V127H235ZM249 125V126H248ZM257 125V126H256ZM60 126H61V129H60ZM3 127V128H1ZM64 128V129H63ZM71 128V129H70ZM254 128V129H253ZM258 128V130H257ZM223 129V130H222ZM244 129V130H243ZM56 130V131H55ZM65 130V132L63 131ZM67 130V131H66ZM60 131V134L57 135ZM57 132V134H56ZM65 133V135L63 133ZM69 135H67V133ZM224 132V133H223ZM245 132V133H244ZM5 133V134H4ZM3 134V136H2ZM12 134V138L11 136H8ZM262 134V135H261ZM62 135V136H61ZM64 135V137H63ZM69 136V138L67 136ZM5 136V137H4ZM58 136H61L58 137ZM66 136V137H65ZM222 136V137H221ZM4 137V138H3ZM45 137V138H44ZM214 137V138H213ZM246 137V138H245ZM260 137V138H259ZM43 139L44 141H42L41 143H39L41 140L40 139ZM58 138V139H57ZM6 139V142L5 140ZM64 139V140H63ZM258 139V140H257ZM15 143H12V141ZM38 140V141H37ZM53 140V141H52ZM69 140V141H68ZM242 140V141H241ZM254 140V141H253ZM11 141V142H10ZM52 141V142H50ZM61 141V142H62ZM223 141V142H222ZM2 142H4L5 144L9 143L7 146ZM45 142V144H44ZM49 142V143H48ZM16 143H17V147H16ZM19 143V145H18ZM39 143V144H38ZM221 143V144H220ZM233 143V144H232ZM11 144V147L8 149V146H10ZM13 144V145H12ZM237 144V145H236ZM247 144V145H246ZM49 145V146H48ZM214 145V146H213ZM231 145V146H230ZM233 145V146H232ZM250 145V146H249ZM19 146H22V147H19ZM48 146V147H47ZM240 146V147H238ZM19 147V148H18ZM42 150H40V148H42ZM45 147V148H44ZM213 147V148H212ZM230 147V148H229ZM237 148L239 149L238 150V156H237V160H236V168H237V171H238V174L237 176H234L232 178V181H229L228 178H227V174H225V169L227 168H230V166L232 165V158L231 157H228L230 156L231 154V148ZM14 148V149H13ZM20 148H23L21 149L22 152H26L27 153V157L24 156V153L22 155L21 150ZM39 148V149H38ZM47 148H50V151L49 149ZM241 148V149H240ZM3 149V150H2ZM12 149V150H11ZM37 149V150H36ZM45 149V150H44ZM39 150V151H38ZM44 151H47L45 152L46 154H49V156L51 157H48V155H46ZM209 150V151H208ZM217 150V151H216ZM3 151V152H2ZM11 151V153H10ZM37 151V153H36ZM41 151V152H40ZM5 152V153H4ZM13 152V153H12ZM58 152V151H57ZM263 152V154H262ZM4 153V155H3ZM42 153V155H40ZM60 153V151H59ZM222 155H220V154ZM8 156H6V155ZM36 154H38L36 156ZM229 154V155H228ZM35 155V156H34ZM218 155V156H217ZM250 155V156H249ZM24 156V157H23ZM44 157V158H40V157ZM47 156L49 158V161L52 159H54L52 162V160L50 161L52 163L51 166L50 165V162L49 164L48 163H44L48 160ZM208 156V157H207ZM249 156V157H248ZM24 159L26 161V164L24 163H20V162H23L21 159ZM26 157V158H25ZM36 157V158H35ZM39 157V159L37 158ZM54 157V158H53ZM151 156H147L148 159L145 160V164L146 167L145 169H143L142 173L143 175L146 173V177H147V173H148V168L150 167V165L152 166L153 165V159L150 158ZM211 157V158H210ZM213 157V158H212ZM216 157V159H215ZM219 157V158H218ZM35 160H34V159ZM47 158V159H46ZM58 158V160H56ZM150 158V159H149ZM240 158V159H239ZM7 159V160H6ZM19 159V160H18ZM42 160V162L40 163V161L38 160ZM45 159V161H44ZM208 159V160H207ZM37 160V161H36ZM152 160V162H151ZM20 161V162H19ZM24 161V162H25ZM35 161V162H34ZM60 164V168L58 167L59 165H57L58 162ZM62 161V162H61ZM205 161V162H203ZM262 161V162H261ZM33 162V164H32ZM48 162V161H47ZM216 165H215V163ZM224 162V163H223ZM18 163V164H17ZM23 165V167H27V169L30 170H27L25 167L24 169L21 167V165ZM31 163V164H30ZM36 165H35V164ZM40 163V164H39ZM55 163V165H54ZM63 163V164H62ZM240 163V164H239ZM15 164V165H14ZM38 164V165H37ZM42 164V165H41ZM44 164V165H43ZM10 165V166H9ZM33 165V166H32ZM149 165V166H148ZM208 165V166H207ZM15 166V167H14ZM30 166V167H29ZM33 169H32V167ZM34 166H38V168H34ZM47 166V167H45ZM225 166V167H224ZM248 166V167H247ZM256 166V168H255ZM12 167V168H11ZM16 167H18L19 173L18 172V169H16ZM45 167V168H44ZM148 167V168H147ZM218 167V168H217ZM251 167V168H250ZM14 168V169H13ZM42 168V169H40ZM220 168V169H219ZM10 169V170H9ZM21 169V170H20ZM40 173V174H37V172H34L35 170ZM41 171H40V170ZM44 169V170H43ZM49 171H48V170ZM216 169V170H215ZM242 169V170H241ZM13 170H17V171H13ZM23 170V172H22ZM24 170H25V173H24ZM43 170V171H42ZM46 170V171H45ZM57 170V171H56ZM59 170V172H58ZM61 170V171H60ZM45 171V173H44ZM202 171H204L202 173ZM51 172V173H50ZM58 172V173H56ZM62 172V173H60ZM64 172V173H63ZM206 172V173H205ZM211 172V173H210ZM30 173V174H29ZM61 175H60V174ZM201 173V174H200ZM205 173V175H203ZM209 173V174H208ZM240 173V174H239ZM44 174V175H43ZM59 176H58V175ZM247 174V175H246ZM65 175V176H63ZM50 176V177H49ZM67 176H69V181ZM206 176V177H205ZM239 176V177H238ZM10 177H13V176H10ZM66 177V178H64ZM63 178V179H62ZM206 178V179H205ZM211 178V179H210ZM49 179H51V181H49ZM219 179V180H217ZM227 179V180H226ZM234 179V180H233ZM238 179V180H237ZM212 180V181H211ZM250 180V181H249ZM199 181V182H198ZM50 182V183H49ZM68 182V183H67ZM243 182V183H242ZM82 183V184H81ZM211 183V184H210ZM225 183V184H224ZM209 184V185H208ZM220 184V185H219ZM231 184V185H230ZM250 184V185H249ZM51 185V186H50ZM82 185V187H81ZM213 186V187H212ZM219 186V187H218ZM61 189H60V188ZM3 190H4V187H2ZM1 186H0V195L3 196V194H1ZM222 188V189H220ZM227 188V189H226ZM250 188V189H249ZM54 189V190H53ZM224 189V190H223ZM246 189V190H245ZM78 190V192H77ZM80 190V191H79ZM223 191L224 193V196H222L220 199H219V205L217 204V202H215L217 204V210L216 211H212L209 209V203L212 204L214 202V196H218L219 195V191ZM211 191V192H210ZM243 191V192H242ZM50 192H51V195H50ZM55 192V193H54ZM76 192V193H74ZM82 193L80 195V193ZM219 192V193H218ZM226 192V193H225ZM228 192V193H227ZM239 192V193H238ZM58 194V195H57ZM65 194V195H64ZM76 196H75V195ZM138 194V193H137ZM136 194V195H137ZM212 194V195H211ZM216 194V195H215ZM254 194V196H253ZM70 195V196H69ZM80 195V196H78ZM83 195V196H82ZM134 195V196H136ZM211 195V196H210ZM64 196V197H63ZM257 196V197H256ZM77 197L76 201L74 199L75 202H77V206L75 209L77 211H75L74 209V206H72L73 208H71V204H70V201L72 198H75ZM80 197V198H79ZM242 197V198H241ZM1 198V196H0ZM63 198V199H62ZM84 198V197H83ZM230 198V199H229ZM51 199V200H50ZM233 199V200H232ZM238 199H241V202L244 204V207H243V210H241V213L240 212H237L235 211V208L237 207L238 209H240L238 207V204H237V200ZM257 199V200H256ZM54 200V201H53ZM58 200V201H57ZM60 200V201H59ZM80 200H82V202H80ZM208 200V201H207ZM213 200V201H212ZM50 201H52L50 203ZM222 201V202H221ZM257 201V202H256ZM262 201V202H261ZM208 202V203H207ZM250 202V203H249ZM33 203V202H32ZM30 204V203H24V202H17L16 204H13L10 208H4V205L0 206V251L2 250V248L5 247V245H8L9 244H14L15 241H18L16 242L17 244H20V247L19 245H17V248L19 250V247H20V252L19 251H15L14 254L9 257L7 255H2L0 257V264H41L42 263V253H49L48 251L50 250L51 252L46 255L47 256V260H45V264H68L69 262H73V261H76L78 262L79 261V264H88V260L90 259H93L92 257H90V254H92V250H88L86 252V255H85V252L82 253V248L86 245V246H90L91 249H95V247L98 249L99 246L103 245L104 247L102 248V246L100 247V252L103 250L105 251H102V253H106L108 254V251H110V247L108 248L106 246V244H100L99 243H94L92 238L91 240L88 238V235L86 237V235L84 236V232L81 234V239L83 237H85L86 239H84L85 241H87V238L89 239V242H90V245L89 244H85V242L82 240V244L81 242L79 241V239L77 240H72L71 241L73 242L72 244H70V249L66 247L65 243L67 242V239L64 238V240L62 239V237H64L65 233L63 234L64 231H62V229H60L59 231V228L56 226V224L52 223V221L43 216H41V208L40 207H37L35 206V204ZM50 203V204H49ZM79 203H82L79 205ZM223 203V204H222ZM230 203V204H229ZM18 204V205H17ZM134 204V200L131 199L128 201V203H126V206L123 208L124 211L121 212V216L124 218V216H127V214L130 213L131 209L135 208L133 205ZM232 204V205H231ZM237 206H236V205ZM261 204V205H260ZM17 205V206H16ZM20 205V206H19ZM32 205V206H31ZM50 205V206H51ZM68 205V206H67ZM224 205V206H223ZM235 205V206H234ZM22 206V207H21ZM76 206V205H75ZM83 206V207H82ZM207 206V208H206ZM249 206V207H248ZM17 207V209H16ZM26 207V208H25ZM67 207H70L69 209ZM82 207V208H81ZM13 208V209H12ZM25 208V209H24ZM221 208V209H220ZM245 208V209H244ZM5 209V210H4ZM20 209V210H19ZM40 209V210H39ZM73 209H74V212H73ZM81 209H84L83 211ZM204 209V210H203ZM225 209V210H224ZM236 209V210H238ZM7 210V211H6ZM9 210V211H8ZM15 210V211H14ZM26 210V211H25ZM67 210V211H65ZM71 210V212H70ZM129 210V211H128ZM6 211V212H4ZM12 211V212H11ZM25 211V212H24ZM40 213H39V212ZM129 213H128V212ZM204 211V212H203ZM218 211V212H217ZM245 213H243V212ZM249 213H248V212ZM11 212V214H10ZM20 214H19V213ZM25 214H24V213ZM66 212H70V213H66ZM75 212H76V215H75ZM81 212H83L82 214H80ZM87 212V213H86ZM196 212V213H195ZM209 212V213H208ZM222 212V213H221ZM230 212V213H229ZM233 212V213H232ZM235 212V213H234ZM251 212V213H250ZM257 212V213H256ZM259 212V213H258ZM4 215H3V214ZM6 213V214H5ZM8 213V214H7ZM22 213L24 215H22ZM79 213V214H78ZM192 213V214H191ZM217 213V215H216ZM243 213V214H242ZM40 214V216L38 215ZM67 214V215H66ZM71 214V215H70ZM73 214L75 216H73ZM186 214V215H185ZM221 214V215H220ZM227 214V215H226ZM260 214V216H259ZM9 215V216H8ZM16 215V216H15ZM18 215V216H17ZM20 215V216H19ZM70 215V216H69ZM82 217H79L81 218V220L78 218V216H81ZM12 216V217H11ZM24 216V218L22 217ZM26 216V217H25ZM76 216H77V219H76ZM84 216V217H83ZM185 216V217H184ZM194 216V217H193ZM236 216V217H235ZM238 216V217H237ZM249 217V219H247V217ZM16 217V218H15ZM67 217V218H66ZM71 217H73L72 219H70ZM199 217V219H198ZM203 217V218H202ZM217 217V218H216ZM221 217V218H220ZM240 217V218H239ZM70 220H69V219ZM83 218V219H82ZM184 218V219H183ZM196 218V219H195ZM211 218V219H210ZM236 218V219H235ZM52 220L54 219L53 217L51 218ZM87 221H85V220ZM125 219V218H124ZM200 220V219H203V221H205L208 225L210 226H215L214 224L216 223L217 225L215 227H221L222 230L224 229V231H222L223 233H220V234H215L212 236L211 238V242H212V249L210 251H205L202 247L201 244H199V238H198V234L196 232V230H194L193 226H194V223ZM239 219V220H238ZM251 219V220H250ZM26 220V221H24ZM41 220V221H40ZM68 220L71 222L68 223ZM78 221L75 225L74 221ZM91 220V221H90ZM246 220V221H245ZM256 220V221H255ZM10 221V222H9ZM21 221V222H20ZM39 221V222H38ZM93 222V223H87V222ZM252 223H251V222ZM258 221V222H257ZM20 222V223H19ZM24 222V224L22 223ZM26 222V224H25ZM43 222H44V225H43ZM51 222V223H50ZM3 223V224H2ZM29 223V224H27ZM37 223V224H35ZM77 223H78V227H77ZM246 223V224H245ZM23 224V225H22ZM81 224V225H80ZM88 224V225H87ZM36 225V226H35ZM54 225V226H53ZM74 225V226H73ZM91 225V226H90ZM185 225V226H184ZM224 225V226H223ZM254 225V226H253ZM9 228H8V227ZM21 226H27L25 227H22ZM32 226V227H31ZM44 226V227H43ZM178 226V227H177ZM192 226V227H191ZM236 226V227H235ZM250 226V227H249ZM39 227V228H38ZM50 227V228H49ZM56 227V228H55ZM66 229V228H68ZM96 227V228H94ZM177 227V229H176ZM246 227V228H245ZM4 228V229H2ZM16 228V229H15ZM36 230H35V229ZM45 228V229H44ZM77 228H78V232H77ZM80 228V229H79ZM82 228V229H84ZM192 228V229H191ZM86 229V230H87ZM182 229V230H181ZM236 229V230H235ZM255 229V230H254ZM13 230V231H12ZM25 232H24V231ZM73 230V231H71ZM76 230V231H75ZM181 232H180V231ZM22 231V232H21ZM42 231V233H41ZM47 231V232H46ZM54 231V232H53ZM89 231V230H88ZM124 231V233H123ZM125 231L123 228L120 229V232H119V236L120 238L123 237L125 235ZM185 231V232H184ZM258 231V232H257ZM19 232V233H17ZM56 232V233H55ZM60 232V233H59ZM71 232V233H70ZM177 232V233H175ZM180 232V233H179ZM191 232V233H190ZM226 232V233H225ZM233 232V233H232ZM3 233V234H2ZM13 233V234H12ZM21 233L23 235H21ZM34 233V234H33ZM59 233V238H57V243L53 245V240L51 241V239L55 238L56 235H58ZM70 233V234H69ZM122 233H123V236H122ZM195 233V234H194ZM31 234V235H30ZM36 234V236H35ZM53 234V235H52ZM61 234V235H60ZM74 234V233H73ZM224 236H223V235ZM235 234V235H234ZM238 234V235H237ZM252 234V235H251ZM255 234V235H254ZM4 237H3V236ZM16 235H18L16 238H13L15 237ZM43 235V236H42ZM176 235V237H175ZM178 235V236H177ZM181 235V238L183 239V242L182 243H178V237ZM221 235V236H220ZM250 235V236H249ZM8 236V237H7ZM10 236V237H9ZM20 236V237H19ZM25 237L24 239V243L23 245H21V241H22V237ZM29 236V237H28ZM216 236V237H215ZM234 236V237H233ZM241 236V237H240ZM42 239H41V238ZM48 237V238H47ZM50 237V238H49ZM38 238V239H37ZM6 239V240H5ZM26 239H28V242L29 243H32L31 246H27L28 242L26 241ZM35 239V240H34ZM198 239V240H197ZM222 239V240H221ZM232 239V240H231ZM4 240V241H3ZM9 240V242H7ZM15 240V241H14ZM20 240V241H19ZM33 240V241H32ZM49 240V241H48ZM185 240V241H184ZM196 240V241H195ZM243 240V241H242ZM51 241V242H50ZM70 241V242H71ZM48 242V243H47ZM75 242V243H74ZM80 242V244L82 245V247H80L81 245L78 244ZM88 242V243H89ZM187 242H190L191 244V247L189 249H186L185 247V243ZM232 242V243H231ZM234 242V243H233ZM245 242V243H243ZM247 242V243H246ZM7 243V244H6ZM40 243L43 245H41L44 250V252L42 251H39L42 250L40 248ZM87 243V242H86ZM94 243V244H92ZM229 243V244H228ZM263 243V244H261ZM76 244V245H74ZM85 244V245H84ZM195 244V246H194ZM237 245V246H234V245ZM4 245V247H3ZM25 245V246H24ZM92 245V246H91ZM234 247H233V246ZM242 245V246H241ZM24 246V248H23ZM33 246V247H32ZM73 246V247H72ZM75 247V249H73ZM85 246V247H86ZM200 246V247H199ZM216 246V247H215ZM25 247H26V250H25ZM39 247V249L37 248ZM50 247V249H49ZM63 249H62V248ZM94 247V248H92ZM107 247V248H106ZM240 247V248H239ZM49 250H48V249ZM194 250H193V249ZM201 248V249H200ZM223 248V250H222ZM244 248V249H243ZM251 248V249H250ZM263 248V249H262ZM52 249V250H51ZM58 249V250H57ZM59 249H62L63 250V253L62 255L59 257V254L60 252L62 251H59ZM79 249V250H78ZM233 249V250H232ZM247 249V250H246ZM24 250V251H23ZM99 250V249H98ZM175 250V251H174ZM203 250V251H202ZM219 250V251H218ZM239 250V251H238ZM251 250V251H250ZM39 251V252H38ZM71 251V253L73 251V254H69V252ZM81 251V252H80ZM217 251V252H216ZM241 251V252H240ZM249 251V252H248ZM35 252V253H34ZM53 252H56V253H53ZM170 252V253H169ZM189 252V253H188ZM240 252V253H239ZM59 253V254H58ZM82 253V254H81ZM87 253H89L87 255ZM187 255H186V254ZM191 253V254H190ZM206 253V254H205ZM213 253V254H212ZM249 253V254H248ZM41 254V255H40ZM53 254V255H51ZM58 254V255H57ZM81 254V255H80ZM171 254V255H170ZM209 254L211 256H209ZM246 254V255H245ZM32 255V259H31V256ZM55 255V257L53 258V256ZM71 255V256H69ZM76 255V257L74 256ZM78 255V256H77ZM208 255V256H207ZM256 255V256H255ZM83 256V257H81ZM192 256V257H191ZM223 258H222V257ZM8 257V258H7ZM19 257V258H18ZM59 257V258H58ZM78 257V258H77ZM86 257V258H85ZM177 257V258H176ZM6 258V259H4ZM10 258V259H9ZM22 258V259H20ZM35 258V259H34ZM83 258V259H82ZM173 258V259H172ZM181 258V259H180ZM2 259V260H1ZM28 259V260H27ZM34 259V261H33ZM57 259V260H56ZM73 259V260H72ZM76 259V260H75ZM193 259V260H192ZM219 259V260H218ZM5 260V261H4ZM31 261V262H28V261ZM41 260V262H40ZM83 262L84 263H80V262ZM21 261V263H20ZM33 261V262H32ZM38 261V262H37ZM53 261V262H52ZM4 262V263H3ZM28 262V263H27ZM59 262V263H58ZM90 262V261H89Z\"/></svg>","mask_w":264,"mask_h":264}]
</instances>
